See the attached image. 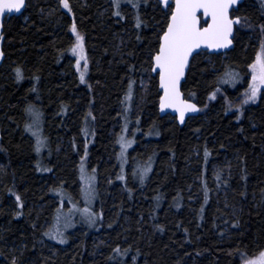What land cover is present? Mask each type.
<instances>
[{
  "label": "trees",
  "instance_id": "16d2710c",
  "mask_svg": "<svg viewBox=\"0 0 264 264\" xmlns=\"http://www.w3.org/2000/svg\"><path fill=\"white\" fill-rule=\"evenodd\" d=\"M58 1L28 0L24 14L4 26L0 264H13V256L16 264H240L242 252L258 256L264 250V92L242 113L229 102L247 86V65L264 21L261 0H245L235 12L251 27L237 28L231 52H204L192 61L183 92L205 111L184 127L174 117H161L158 76L149 75V53L165 17L158 0H139V27L137 0H121L123 16L116 14L113 0H70L71 11ZM73 23L85 38L86 81L71 51ZM229 69L241 78L219 80ZM147 77L149 92L137 120L130 111ZM129 80L132 96L126 99ZM218 91L225 100H211L209 93ZM29 103L42 113L43 152L35 151V137L25 128ZM125 121L136 144L128 151L132 170H124L122 180L118 127L125 128ZM82 156L90 172L95 169L99 193L109 187L106 197L98 194L93 213L102 215L96 225L74 214L85 208ZM149 160L146 179L136 180ZM58 221L64 241L46 234L47 225L53 228ZM117 245L125 255L115 251Z\"/></svg>",
  "mask_w": 264,
  "mask_h": 264
},
{
  "label": "snow or ice",
  "instance_id": "6c2138e0",
  "mask_svg": "<svg viewBox=\"0 0 264 264\" xmlns=\"http://www.w3.org/2000/svg\"><path fill=\"white\" fill-rule=\"evenodd\" d=\"M60 3L71 11L70 0H60ZM238 3V0H158V4L162 6L165 12L164 25L160 30V34L157 37V46L149 53L152 70L158 73L159 84L162 87L163 94L159 97L160 108L167 107L178 109V119L183 122L185 119V113L189 109H196L199 105L193 103L191 100H185L182 98L180 90L181 78L185 77L186 69L190 66V60H194L196 55L199 54L201 46H207L211 49L228 48V46L234 44L235 30L239 27H251L248 23V18L235 14L234 5ZM264 4V0H261ZM26 5V0H0V17H4L6 13H10L13 10H21ZM113 5L116 10V14L123 16L124 13L120 11L121 0H113ZM139 0L136 2V17L135 23L139 27L142 23L140 18ZM155 7V5H154ZM2 24V20H0ZM72 31L76 33L75 43L71 46V51L78 53V58L75 60L77 69L80 71V79H85V72L87 70V63L85 62L81 66V59L87 61V56L84 47V36L77 31L76 24L71 25ZM260 35L258 37V47L255 51L254 57L247 67L251 70L250 80L247 81V87L243 89V99L240 103L232 105L229 102V106H234L243 112L242 105L248 101H254L260 98L261 93L264 92V21L259 25ZM4 36L3 31H0V39ZM3 56V51L0 49V57ZM131 67V66H130ZM19 80L22 78L23 70L18 66L15 69ZM240 74L233 69H229L223 73L219 80L225 82H232L240 79ZM133 81L129 80V90L126 93V99L132 96ZM91 87V85H89ZM211 96H215V92L209 93ZM65 109H61L64 111ZM25 111L29 113L30 120L26 122L25 128L28 129L36 136L35 151L39 152L42 147L46 146L45 141L47 137L42 134V113L38 107L32 103H29ZM240 117L237 116L236 119ZM87 119V117H86ZM139 120V117H136ZM127 127V121H125V128ZM159 134L158 132L156 133ZM119 142L123 147L120 150L119 158L121 161L125 159V149L133 141L130 138H126L124 130L122 129ZM2 147V145H0ZM85 156L87 155V143L84 145ZM208 149L205 148L207 154ZM80 164V176L84 180L83 195L86 200L91 201L95 195V187L93 181L95 180V169L91 170L92 174H88L84 165V156L81 158ZM39 164V161H37ZM151 168V161L143 165L140 169V179L144 180V176ZM123 171V170H122ZM217 175H219L217 173ZM124 179L123 175L120 177ZM226 183V181H225ZM13 191V189H9ZM52 191L60 192V188L52 189ZM16 200L19 202L21 208L24 201L21 199L20 194L16 193ZM205 200L207 196L205 195ZM75 207V206H74ZM203 208V205H201ZM87 218V223L95 224L96 216L102 215V213H93L90 208L85 205L83 209ZM16 216H20L21 211L14 213ZM57 215H60L58 210ZM59 223V221H58ZM65 224L70 223L69 218L64 221ZM233 224L237 223L236 220L232 221ZM163 227V226H160ZM223 231V230H222ZM47 235H53L55 239L64 241L67 239L60 227L55 229L49 228ZM116 252L121 255L126 253L121 252L120 246L115 248ZM229 251H232L229 249ZM13 264H16V257H12ZM240 264H264V250L259 252V256L249 257L246 252H242L240 255Z\"/></svg>",
  "mask_w": 264,
  "mask_h": 264
},
{
  "label": "rangeland",
  "instance_id": "374dc122",
  "mask_svg": "<svg viewBox=\"0 0 264 264\" xmlns=\"http://www.w3.org/2000/svg\"><path fill=\"white\" fill-rule=\"evenodd\" d=\"M58 3H60V0L58 1ZM37 4H38V1H37ZM60 5H61V7H64L61 3H60ZM64 8H65V7H64ZM26 20H27V19H25V21H26ZM247 29H248V28H247ZM72 33L74 34V37L76 38V33L73 32V31H72ZM84 47H85V52H86V56H87V61L81 59V66H83L85 62L87 63V70H86V72H85V79H84V80L86 81V80H87V75H88V67H89V66H88V64H89V56H88L87 49H86V46H85V38H84ZM72 54H73V57H74L75 60H76V59L78 58V53H74V52H72ZM208 60L210 61V59H208ZM77 70H78V69H77ZM248 71H249V77H248V80H250V78H251V77H250V72H251V70L248 69ZM78 72L80 73L79 70H78ZM151 74H152V70L150 71V74H149V75H151ZM248 80H247V81H248ZM150 81H151V80H150V77H147V78H144V79L141 80V83H140V90H139L140 92H139V95H138V97H137V101H136V103H135L134 108L130 111L134 117L138 116L139 113H140V109H141L142 103L145 101L144 99H145L146 95H147L148 92H149ZM246 87H247V86H246ZM261 95H262V93H261ZM224 96H225V95L223 94L222 91H218L217 94H216L214 97H212L211 100H216V99H217L216 97H218V98H223V99L225 100V97H224ZM260 98H261V96H260ZM260 98L254 100V101H248L247 103L243 104V105H242L243 109L246 108V107H248V106H250V105H256V104L259 102ZM242 99H243V94L241 95V97H240L237 101L233 102L232 105H235V104L240 103V101H241ZM231 108L234 109V110H239L238 108H236V107H234V106H231ZM204 111H205V108H202L200 114H202ZM167 117H168V116H167ZM170 117H171V116H170ZM122 129L124 130V135H125V137H126V138H130V139L133 141V142L130 143L129 146L125 149V159H124L123 161H121V159L118 157V159L120 160L121 166H122V168H123V171L126 170V172H128L129 170H132L131 167L127 166V162H128V151H129L130 148L132 149V148L135 146V144H136V139H135L134 136L131 135V131H130V129H127V127H126V128H122V125L120 126V124H119V127H118L119 132H120V130L122 131ZM41 131H42V134L44 135V132H43V118H42V129H41ZM119 134H121V132H120ZM33 135H34V134H33ZM34 137H35V140H36V136H35V135H34ZM119 139H120V138H119ZM44 143H45V145H47V141H45ZM57 143L62 144V143H63V140L60 141V139H59V141H57ZM45 147H46V146L42 147L41 150H40L39 152H43V149H44ZM122 147H123V145H121L120 142H119V144H118V151H119V152H118V153H120V150H121ZM61 149H62V148H61V146H60V147L58 148L57 152H60ZM85 169H86V171L88 172V174H92V173L90 172V169H89V167H88L87 164L85 165ZM139 169H141V168H139ZM123 171H122V175H123V177H124ZM80 172H81V171H80ZM147 174H148V173H147ZM147 174L144 176V180L146 179ZM120 177H121V176H120ZM135 178H136V180L141 181V179H140V171H139L138 173H135ZM122 180H123V179H122ZM144 180H143V181H144ZM110 181H111V179H109V183H110ZM80 182H81L82 185H84V180L81 179V176H80ZM93 184H94V187H95L96 195H95V197H94L91 201L86 200L85 198H83V199H84V203H83V206H82V207H85V205H87V207L90 208V209L92 210V212H93L94 206L96 205V202H97V200H98V194H100V195L104 198V197H106V193H107V191H108V189H109L108 185H106L104 188H102V190H101L100 193H99L98 180H97L96 176H95V180L93 181ZM83 191H84V189H83ZM214 194H215V196H217V195H218L217 191H214ZM83 197H84V196H83ZM83 209H84V208H83ZM83 209H81V208H80V209L75 208V210H74V211H75L74 214H75L76 216H78L80 219H82L83 222H87V218H86V215H85L84 212H83ZM71 219H72V218H71ZM60 225H61V222L59 221V223L57 222V223L53 226V229L56 228V227H59ZM88 225H90V224L88 223ZM91 225H92V224H91ZM95 225H96V223H95ZM50 227H51V225L48 224L46 228L49 229ZM56 240H57V239H56ZM96 240H98V242H101V239H100V238H97ZM57 241H60V240H57ZM41 244H42V245H46V244L43 242V240H41ZM51 250H52V249H51ZM258 256H259V255H258ZM258 256H256V257H258Z\"/></svg>",
  "mask_w": 264,
  "mask_h": 264
},
{
  "label": "water",
  "instance_id": "95a60500",
  "mask_svg": "<svg viewBox=\"0 0 264 264\" xmlns=\"http://www.w3.org/2000/svg\"><path fill=\"white\" fill-rule=\"evenodd\" d=\"M244 1L245 0H238V3L233 6L234 9H235V12L240 8V6L244 3ZM27 4H28V0H26V5L21 10H19V11L13 10L10 13H6L4 17H0V20H2V24H0V31H3V33H4V26H5L6 20L11 19L12 17H20V16H22L24 14L26 8H27ZM236 32H237V29L235 30L234 39L236 37ZM4 46H5V36H3L2 39H0V49H2V51H3V56L0 57V68L2 67V65H3V63H4L5 59H6ZM234 48H235V43L233 45L228 46V48H221V49H211V48H208L207 46H201V50H199V54L205 52V53H208L209 55H225V54L231 52ZM192 61L193 60H190V66H189L188 69H186L185 77L181 78V82H180V90H181V93H182V98L185 99V100H187V99H186L185 94L183 92V86H184V84H185V82L187 80L188 73H189ZM152 74H153V76H158V73L153 71V70H152ZM159 90H160L161 94H163L162 87H161L160 84H159ZM193 103H195V102H193ZM159 113H160L161 117H166L168 115H171V116L175 117L176 120H177V123L179 124V126L184 127L186 125L188 119L194 118V117H198L200 115L201 107L199 106L198 108H196L194 110L193 109H189L185 113V119H184L183 122H181L178 119V117H179L178 109L171 108V107H167V108L161 109L160 108V104H159ZM1 140H2V128L0 126V142H1Z\"/></svg>",
  "mask_w": 264,
  "mask_h": 264
},
{
  "label": "bare ground",
  "instance_id": "6f19581e",
  "mask_svg": "<svg viewBox=\"0 0 264 264\" xmlns=\"http://www.w3.org/2000/svg\"><path fill=\"white\" fill-rule=\"evenodd\" d=\"M158 81H159V77H158ZM160 91V90H159ZM161 93V92H160ZM162 95V94H161ZM160 104V103H159ZM168 116H171V115H168ZM167 117V116H166ZM171 117H173V116H171ZM175 118V117H174Z\"/></svg>",
  "mask_w": 264,
  "mask_h": 264
}]
</instances>
